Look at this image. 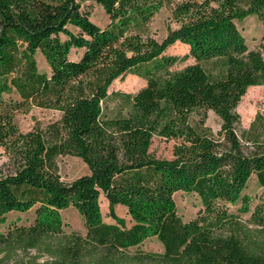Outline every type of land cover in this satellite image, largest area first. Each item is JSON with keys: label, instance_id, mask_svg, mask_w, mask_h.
Masks as SVG:
<instances>
[{"label": "trees", "instance_id": "1", "mask_svg": "<svg viewBox=\"0 0 264 264\" xmlns=\"http://www.w3.org/2000/svg\"><path fill=\"white\" fill-rule=\"evenodd\" d=\"M80 1L0 0V147L13 164L0 175V264H264V116L238 134L236 109L264 84V44L249 49L237 27L250 15L264 26V0H90L104 8V26ZM163 7L176 27L158 40L148 25ZM176 42L189 52L168 54ZM127 74L146 84L110 92ZM32 107L61 115L24 132L14 114ZM154 136L178 141L170 158L150 150ZM59 155L79 157L88 173L62 180ZM252 176L263 190L251 209ZM183 191L201 202L188 221L174 200ZM102 195L113 222L103 219ZM69 207L85 233L66 229ZM32 208L30 224L6 223ZM153 237L163 251L142 248Z\"/></svg>", "mask_w": 264, "mask_h": 264}, {"label": "rangeland", "instance_id": "2", "mask_svg": "<svg viewBox=\"0 0 264 264\" xmlns=\"http://www.w3.org/2000/svg\"><path fill=\"white\" fill-rule=\"evenodd\" d=\"M80 5L82 10L88 13L90 20H93L99 26H104L108 23V16L102 6L97 5L90 0H82L80 1ZM168 25L176 27V25L170 21V10L167 7H163L150 21L148 25V32L158 40H162L166 36ZM237 27L244 34L249 49L261 48V45L264 44V26L257 16L250 15L246 17L237 23ZM166 52L168 54L183 55L189 52V48L181 42H176L169 46ZM80 54V50H71L70 58H77ZM36 61L37 67L40 71H50L42 53L37 52ZM192 63H194V60L192 58H188L175 65L173 69H179ZM145 84L146 81L143 78L135 74H127L122 78L118 77V79L114 80L109 88V91L134 93ZM109 104L113 107L116 102L112 101ZM236 109L241 118L240 125L238 127V134H240L244 128L249 126L250 121L258 112L264 116V84L249 87L242 96V99ZM14 115L18 128L27 132V130L33 128L36 124L43 127L50 122L57 121L61 114L59 111L51 109L32 107L26 112H16ZM206 125L210 126L215 133L219 130L221 126L220 119L213 111L208 112ZM151 142L150 150L157 157L165 159L171 157L173 147L176 143H178L177 140L169 138L164 139L158 136H154ZM244 143L245 145L248 144L246 142ZM56 160L58 174L61 176V179L66 182H70L74 180L75 177L88 173L87 165L77 156L59 155ZM12 171L13 164L9 162L6 152L2 147H0V175L7 174ZM262 190L263 188L257 185L255 176H252L244 191V193L248 194L252 199L251 209L257 203L256 197ZM174 200L177 204L178 215L186 221L192 219L201 207V202L195 193H188L184 191L176 192L174 194ZM100 205L104 221L113 222L114 220L108 216L109 207L103 195L100 197ZM230 208L235 210L236 206L231 205ZM115 212L118 216L123 217L127 221L128 225L132 223L125 205L116 206ZM61 215L63 221L66 222L67 230H77L81 233H85L84 221L76 209L73 207L62 209ZM247 216L248 214H245L243 217ZM33 217L34 208L27 212L14 211L7 215L6 223L16 220L19 224H30L29 222L32 221ZM6 228L7 224L2 226L3 230ZM142 248L152 252L163 251L161 243L155 237L145 240L142 244ZM33 253V251H30V253L28 255L25 254V256L30 257Z\"/></svg>", "mask_w": 264, "mask_h": 264}]
</instances>
